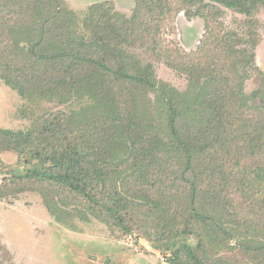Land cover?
<instances>
[{"label":"trees","instance_id":"trees-1","mask_svg":"<svg viewBox=\"0 0 264 264\" xmlns=\"http://www.w3.org/2000/svg\"><path fill=\"white\" fill-rule=\"evenodd\" d=\"M223 8L253 17L264 0H135L131 17L98 4L82 22L66 0H0V80L66 106L34 132L0 130V162L9 149L43 162L27 178L49 187L42 197L58 223L127 231L136 216L131 232L197 239L169 249V264H235L207 257L212 248L264 264V74L249 95L258 43L228 30ZM180 13L204 20L195 51L164 42ZM149 41L186 91L134 52Z\"/></svg>","mask_w":264,"mask_h":264},{"label":"rangeland","instance_id":"rangeland-1","mask_svg":"<svg viewBox=\"0 0 264 264\" xmlns=\"http://www.w3.org/2000/svg\"><path fill=\"white\" fill-rule=\"evenodd\" d=\"M66 2L80 22L91 7L98 4H112L127 17L132 16L135 8V0ZM219 16L220 22L228 30L237 33L245 41L257 40L255 64L259 72H254L246 85V92L250 95L259 85L260 73L264 74V10L256 11L252 17L223 8ZM204 36L203 19L187 18L184 13H180L164 29L163 39L167 44L171 42L192 52L200 46ZM149 47L150 41L146 48L134 52L142 61L154 66L159 82L186 91L189 85L187 77L156 58ZM55 99H25L0 80V130L36 131L39 118L66 111V106ZM42 166L43 162L31 155L21 160L13 149L1 153L0 264H169L167 259L173 253L171 250H181L184 245L197 248V239L186 235L163 240L154 228L142 227L131 232L136 216L134 220L126 222L127 231L118 227L112 229L97 220L83 222L75 218L73 227L58 223L49 213L42 197L49 187L41 181L27 178L29 171ZM74 206L71 205V208ZM137 216L144 217L142 214ZM206 255L213 260L222 258L235 264L255 263L242 251L212 248Z\"/></svg>","mask_w":264,"mask_h":264}]
</instances>
